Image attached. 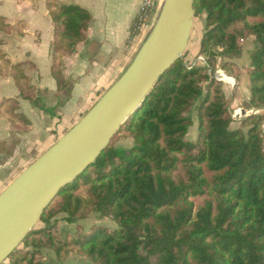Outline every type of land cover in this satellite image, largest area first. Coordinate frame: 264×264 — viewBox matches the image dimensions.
<instances>
[{
  "label": "trees",
  "instance_id": "trees-1",
  "mask_svg": "<svg viewBox=\"0 0 264 264\" xmlns=\"http://www.w3.org/2000/svg\"><path fill=\"white\" fill-rule=\"evenodd\" d=\"M46 7L53 25L50 73L68 90L61 58L85 38L90 16L56 0ZM194 10L204 13L198 52L205 64L187 68L183 55L164 72L100 155L59 190L8 264H54L44 260V248L57 259L74 253L93 264H264V114H248L231 127L229 98L213 75L223 57L222 68L237 77L232 58L253 36L241 106L264 108V0H195ZM13 30L21 32L0 15V32ZM1 43L0 76L11 77L19 97L36 103L27 74L34 63L11 62ZM191 104L197 133L189 141L191 117L183 113ZM17 109V98L0 102V114L13 124L25 120ZM118 135L132 143L114 144ZM91 212L117 227L94 224L61 237L50 222L59 214L76 222Z\"/></svg>",
  "mask_w": 264,
  "mask_h": 264
},
{
  "label": "crops",
  "instance_id": "crops-1",
  "mask_svg": "<svg viewBox=\"0 0 264 264\" xmlns=\"http://www.w3.org/2000/svg\"><path fill=\"white\" fill-rule=\"evenodd\" d=\"M56 1L77 5L90 16L85 38L61 58L68 90L57 87L50 73L53 25L46 0H0V15L21 30L0 33L1 48L11 62L34 63L27 74L38 96L36 103L19 97L13 79L0 76V102L17 98V111L25 119L13 124L0 114V191L118 78L139 48L160 3L155 0L148 21L133 32L140 0ZM198 49H190L185 63L193 62L190 58Z\"/></svg>",
  "mask_w": 264,
  "mask_h": 264
},
{
  "label": "water",
  "instance_id": "water-1",
  "mask_svg": "<svg viewBox=\"0 0 264 264\" xmlns=\"http://www.w3.org/2000/svg\"><path fill=\"white\" fill-rule=\"evenodd\" d=\"M194 1L160 0L145 37L118 78L0 191V264L35 229L59 190L100 155L164 72L183 56L194 24ZM184 64L191 68L195 62Z\"/></svg>",
  "mask_w": 264,
  "mask_h": 264
},
{
  "label": "rangeland",
  "instance_id": "rangeland-1",
  "mask_svg": "<svg viewBox=\"0 0 264 264\" xmlns=\"http://www.w3.org/2000/svg\"><path fill=\"white\" fill-rule=\"evenodd\" d=\"M204 24H205L204 13H200L194 16L193 29L189 40L190 45L183 54L184 62L188 61L187 58L185 59V56H187V54H191L190 49L192 51L198 49L200 39L204 31ZM254 46H255V41L253 36H247L241 41L240 53L232 58V60L235 62L237 67V74H238L237 77L233 75L234 70L232 68H227V69L222 68V63L225 60L223 57L222 58L217 57L216 59V67H215L216 69L213 75L216 79L221 80L222 82V89L226 97L229 98L231 116L234 115L235 113L237 114L234 115V117L232 116L233 121L231 122L230 125L231 127H237L240 123V120L244 116L248 114L259 113V111L261 110V109L243 110L241 106L243 100L246 99V96H248L249 93V89L247 85V81H248L247 68L249 66V53L251 49L254 48ZM200 58H202L203 60ZM190 60L194 61L195 64L201 65L205 63L206 58L203 54H199L198 52L195 54V56H192ZM216 72L218 73L217 77L215 75ZM224 77L229 80H225ZM183 114L191 117V123L188 126L185 138L186 140L192 141L196 137V133H197V118L195 115L194 104L189 105ZM262 129L264 131V121L262 123ZM131 143H132L131 138L124 137L122 135H118L116 140H114V144L120 146H129ZM50 222L56 223L58 234L61 237L65 236L67 233L74 235L78 227H80L83 231H87L94 224L103 225L108 227L109 229L117 227V223L113 219H111L110 217L101 216L96 212H91L87 217L83 219H79L76 222H67L62 219V214H59L55 218H52ZM40 224L42 223L38 222L37 225ZM42 252H43L44 260L53 262L54 264H93V262L89 258L81 257L74 253H69L67 257L64 259H57L53 251L50 249L44 248L42 249ZM3 264H8L7 260L4 261Z\"/></svg>",
  "mask_w": 264,
  "mask_h": 264
},
{
  "label": "built area",
  "instance_id": "built-area-1",
  "mask_svg": "<svg viewBox=\"0 0 264 264\" xmlns=\"http://www.w3.org/2000/svg\"><path fill=\"white\" fill-rule=\"evenodd\" d=\"M154 3L155 0H140L139 9L133 22V32L139 30L148 21ZM234 115L232 116L234 117Z\"/></svg>",
  "mask_w": 264,
  "mask_h": 264
},
{
  "label": "bare ground",
  "instance_id": "bare-ground-1",
  "mask_svg": "<svg viewBox=\"0 0 264 264\" xmlns=\"http://www.w3.org/2000/svg\"><path fill=\"white\" fill-rule=\"evenodd\" d=\"M221 76V75H220ZM222 77V76H221Z\"/></svg>",
  "mask_w": 264,
  "mask_h": 264
}]
</instances>
